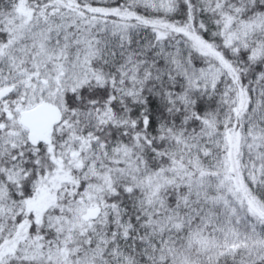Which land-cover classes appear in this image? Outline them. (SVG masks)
<instances>
[{
    "label": "snow or ice",
    "instance_id": "snow-or-ice-1",
    "mask_svg": "<svg viewBox=\"0 0 264 264\" xmlns=\"http://www.w3.org/2000/svg\"><path fill=\"white\" fill-rule=\"evenodd\" d=\"M0 264H264V0H0Z\"/></svg>",
    "mask_w": 264,
    "mask_h": 264
}]
</instances>
